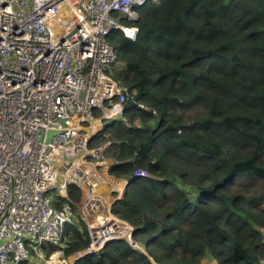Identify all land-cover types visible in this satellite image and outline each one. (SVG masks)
Masks as SVG:
<instances>
[{
  "label": "trees",
  "instance_id": "trees-1",
  "mask_svg": "<svg viewBox=\"0 0 264 264\" xmlns=\"http://www.w3.org/2000/svg\"><path fill=\"white\" fill-rule=\"evenodd\" d=\"M125 23L112 74L135 96L89 148L111 142L115 178L149 173L116 204L145 252L121 240L75 264H264V0H160ZM72 233L65 256L89 244Z\"/></svg>",
  "mask_w": 264,
  "mask_h": 264
},
{
  "label": "built area",
  "instance_id": "built-area-1",
  "mask_svg": "<svg viewBox=\"0 0 264 264\" xmlns=\"http://www.w3.org/2000/svg\"><path fill=\"white\" fill-rule=\"evenodd\" d=\"M159 1L0 0V264H75L121 240L145 252L116 204L131 180L149 173L115 178L103 157L111 142L88 145L105 126L127 122L124 106L135 96L113 77L109 37L134 42L138 28L125 21ZM49 130L58 133L46 142ZM74 222L89 244L65 256L73 233L62 228Z\"/></svg>",
  "mask_w": 264,
  "mask_h": 264
},
{
  "label": "rangeland",
  "instance_id": "rangeland-1",
  "mask_svg": "<svg viewBox=\"0 0 264 264\" xmlns=\"http://www.w3.org/2000/svg\"><path fill=\"white\" fill-rule=\"evenodd\" d=\"M136 10L137 11H139V9L136 7ZM110 38V37H109ZM100 135V134H99ZM98 135V136H99ZM98 136L96 137V138H94V139H97L98 138ZM93 139V140H94ZM92 140V141H93ZM91 141V142H92ZM105 144V143H104ZM101 145H103V143L101 144ZM101 145H99V146H101ZM91 146H94V145H88V147H91ZM105 158V160L107 161V163H106V166H108L109 164H111L110 162H111V160H110V158H108V157H104ZM78 223L77 222H74V224H71V225H64V227L62 228V230H63V232H68V231H73V229H76L77 227H78ZM207 263H210V262H206V261H204V264H207Z\"/></svg>",
  "mask_w": 264,
  "mask_h": 264
},
{
  "label": "water",
  "instance_id": "water-1",
  "mask_svg": "<svg viewBox=\"0 0 264 264\" xmlns=\"http://www.w3.org/2000/svg\"><path fill=\"white\" fill-rule=\"evenodd\" d=\"M58 132L57 131H53V130H49V131H47L46 133H45V135H46V139H45V141L46 142H49L50 140H51V138L55 135V134H57ZM41 134H44V132H41ZM43 138H40L39 140H42ZM80 152L75 156V159H77L79 156H80ZM99 192L100 193H104L105 192V187H101L100 188V190H99ZM77 207H80V203H78L77 205H76Z\"/></svg>",
  "mask_w": 264,
  "mask_h": 264
},
{
  "label": "crops",
  "instance_id": "crops-1",
  "mask_svg": "<svg viewBox=\"0 0 264 264\" xmlns=\"http://www.w3.org/2000/svg\"><path fill=\"white\" fill-rule=\"evenodd\" d=\"M140 246L142 247V249H144V247L140 244ZM141 248H139L138 250L139 251H141L140 250ZM141 252H143V251H141ZM206 262H210L209 264H216V262L215 261H211V260H205Z\"/></svg>",
  "mask_w": 264,
  "mask_h": 264
},
{
  "label": "clouds",
  "instance_id": "clouds-1",
  "mask_svg": "<svg viewBox=\"0 0 264 264\" xmlns=\"http://www.w3.org/2000/svg\"><path fill=\"white\" fill-rule=\"evenodd\" d=\"M136 230V229H135ZM145 250V249H144Z\"/></svg>",
  "mask_w": 264,
  "mask_h": 264
}]
</instances>
